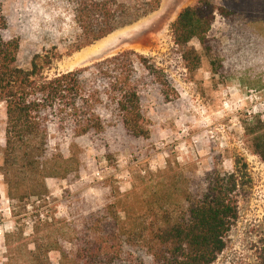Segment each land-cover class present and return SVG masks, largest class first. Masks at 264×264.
I'll list each match as a JSON object with an SVG mask.
<instances>
[{"label": "rangeland", "instance_id": "obj_1", "mask_svg": "<svg viewBox=\"0 0 264 264\" xmlns=\"http://www.w3.org/2000/svg\"><path fill=\"white\" fill-rule=\"evenodd\" d=\"M2 1L5 39L19 41L21 69L31 71L37 55H49L53 63L41 76L53 78L133 50L165 70L176 98L168 102L157 85L148 86L143 109L150 137L129 142L113 162L87 138L52 135L53 154L72 160L79 176L46 178V193L24 202L19 191L10 195L1 171L7 112L0 103V264H27L36 243L55 241L60 249L49 258L61 264V252L74 251L72 218L79 230L83 214L124 194L133 203L157 192L183 205V193L202 186L214 171L240 178L238 220L215 264H264V162L254 154L250 135L264 125V0H210L215 8L208 34L212 51L192 41L201 58L194 73L186 69L171 27L198 0H163L157 12L75 53L79 29L65 0ZM221 60L226 75L216 65ZM142 76L140 70L138 79Z\"/></svg>", "mask_w": 264, "mask_h": 264}, {"label": "trees", "instance_id": "obj_2", "mask_svg": "<svg viewBox=\"0 0 264 264\" xmlns=\"http://www.w3.org/2000/svg\"><path fill=\"white\" fill-rule=\"evenodd\" d=\"M65 1L79 29L71 53L138 23L157 12L163 2ZM214 18L211 1L198 0L182 10L171 27L175 46L191 73L199 69L201 58L190 44L198 40L206 52L212 51L208 34ZM7 27L0 0V103L7 112L1 171L10 195L19 191V201L46 193V178L79 176L80 168L72 160L53 154L52 135L64 140L87 138L113 162L129 142L150 137L143 109L148 86L157 85L168 102L176 98L165 70L133 50L53 78L41 74L54 58L37 55L32 70L25 71L18 63L19 41L5 39ZM216 65L226 73L223 60ZM140 70L143 76L138 79ZM250 135L254 154L264 162V125ZM239 179L235 173L214 171L202 186L183 193V205L157 192L133 203L130 194H124L117 202L83 214L79 230L77 219L72 218L68 223L74 251L61 250V264H215L238 220ZM57 249L58 241L45 246L38 242L28 253L27 264H52L49 253Z\"/></svg>", "mask_w": 264, "mask_h": 264}]
</instances>
